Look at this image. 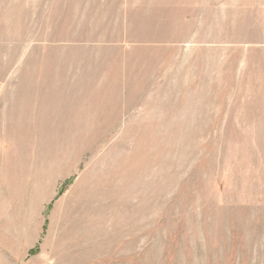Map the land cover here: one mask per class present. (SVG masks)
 Masks as SVG:
<instances>
[{"label": "rangeland", "instance_id": "374dc122", "mask_svg": "<svg viewBox=\"0 0 264 264\" xmlns=\"http://www.w3.org/2000/svg\"><path fill=\"white\" fill-rule=\"evenodd\" d=\"M0 264H264V0H0Z\"/></svg>", "mask_w": 264, "mask_h": 264}]
</instances>
